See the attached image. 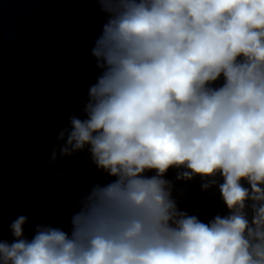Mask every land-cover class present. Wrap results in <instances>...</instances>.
<instances>
[{"label": "clouds", "instance_id": "9594fccd", "mask_svg": "<svg viewBox=\"0 0 264 264\" xmlns=\"http://www.w3.org/2000/svg\"><path fill=\"white\" fill-rule=\"evenodd\" d=\"M96 2L109 17L92 50L104 71L59 152L87 147L115 179L78 201L70 233L38 225L28 239L19 216L0 264H264V0ZM172 168L222 176L229 214L181 211Z\"/></svg>", "mask_w": 264, "mask_h": 264}]
</instances>
